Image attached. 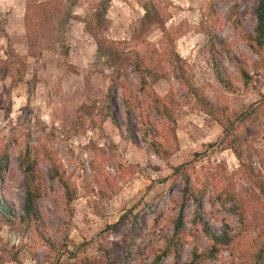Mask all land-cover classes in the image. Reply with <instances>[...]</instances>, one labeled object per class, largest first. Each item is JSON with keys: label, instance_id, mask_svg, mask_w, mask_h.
<instances>
[{"label": "rangeland", "instance_id": "obj_1", "mask_svg": "<svg viewBox=\"0 0 264 264\" xmlns=\"http://www.w3.org/2000/svg\"><path fill=\"white\" fill-rule=\"evenodd\" d=\"M41 1L44 0H0V136L15 134L23 138L25 133L30 134L44 183L39 201L41 213L50 240L60 251L52 250L33 226L0 223V264H63L72 261L67 251L79 258L96 257L100 243L116 247L127 233L130 212L140 213L139 238L146 244L149 241L161 244L162 239L171 234V219L182 201L183 182L173 174L171 166L187 162L193 166V175L195 173L199 183L205 171L215 176L214 184L202 201L212 229L219 232L223 221L239 225L238 214L242 212L245 236L256 238L260 232L259 246L264 251V194L245 174L229 148L220 145L209 148V143H218L222 128L197 106L183 103L184 90L174 78L170 81L160 79L154 84L161 96L171 90L176 97V101L168 99V103L174 106L179 149L168 163L143 143L136 113L129 121L126 119L119 88L113 90L111 116L101 121L105 93L118 64H125L128 80L136 87L138 74L128 62L142 54L145 45L154 44L159 50L156 58L164 60L161 51L167 42L161 31L153 26L141 33L139 20L144 12L143 0H50L54 15L50 28L45 30V38H51V42L46 39L39 47L32 41V46H28L23 21L25 5ZM232 1L216 0L221 21L215 34L253 74L251 85L241 86L235 93L222 88L206 62V37L197 29L200 10L206 0H158L170 14L165 26L175 38L177 51L193 69L194 85L214 104L226 105L233 116L239 117V145L252 163L257 179L264 185V52L261 56L254 54L234 28L228 18ZM238 1L240 27L251 31L257 0ZM103 5L106 7L101 21L103 36L115 41L127 40L131 42L128 47L105 43V48L98 52L85 21L96 24ZM8 44L16 52L28 56L23 79L15 86H11V69L2 62ZM222 65L235 80L238 74L234 64L225 59ZM144 109L149 120L157 125L163 123L148 105L145 104ZM40 147L57 154L65 175L76 190L69 208L65 206L61 184L50 178V165L40 155ZM18 149L19 146H14L9 151V165L0 184V193L21 212L24 182ZM92 159L102 162L104 174L115 177V190L101 180L97 183L90 167ZM118 161L134 171L123 181L116 171ZM216 187L219 191L227 188L234 200L224 205L215 200L212 206L207 196L213 195ZM192 210V200L187 197L184 199L185 230L189 228L187 220ZM124 214H128V218H121ZM121 219L115 227L108 228ZM196 242L202 249L208 246L203 233L196 237ZM191 250L190 241L182 242L176 256H167L158 264H172L174 259L185 261ZM228 258V253L223 251L222 259ZM151 259L152 255L144 258L137 254L128 264H150ZM205 264H220V261L207 260Z\"/></svg>", "mask_w": 264, "mask_h": 264}, {"label": "trees", "instance_id": "obj_2", "mask_svg": "<svg viewBox=\"0 0 264 264\" xmlns=\"http://www.w3.org/2000/svg\"><path fill=\"white\" fill-rule=\"evenodd\" d=\"M110 1L107 0V2ZM141 7L144 11L139 20L141 33L153 26L161 31L162 37L167 42V45L162 47L161 51L164 54V60L161 61L160 58H156L159 50L154 44L145 45L146 48L141 51L142 54L139 53L138 56L136 55L134 59L128 62L132 70L138 74L136 87L128 80L125 64L122 62L118 64L115 68L116 70L114 69V76L111 77V83L105 93L106 102L101 111V121L103 122L111 116L113 90L116 87L119 88L122 94L126 119L129 121L133 113H136L140 125L139 134L143 143L148 145L160 160L168 163V159L179 149L174 106L168 103V99L176 101V97L171 90L169 91L170 93L168 92L164 96H161L155 90L154 84L160 79L170 81L171 78H174L184 90L183 103L185 105L191 104L197 106L201 112L209 115L211 119L221 126L222 136L219 138L218 143H209V148L216 147V145L229 148L243 167L245 174L256 184L260 192L264 194L263 183H260L257 179L252 163L244 156V150L239 145L240 136L237 132L239 117L233 116L226 105L214 104L208 95L204 94L194 85L193 69L188 60L177 51L175 38L165 26V23L170 18L168 11L160 6L158 0H143ZM105 13L106 7L103 5L102 10L98 12L95 19L97 21L96 24L85 21L86 29L95 40L98 52H101L105 48V43L124 44L128 47V44L131 42L127 40L115 41L103 36L104 27L101 21L104 19ZM238 13L239 1L233 0L228 18L232 20L234 28L239 32L240 37L251 51L261 56L264 52V0H257L254 24L251 31H245L240 27ZM53 15L54 9L50 0L27 3L25 5L23 21L26 31V44L28 46L35 42L40 47L46 39H49L51 42V38H45V30L50 28ZM220 21L216 10V0H206L204 7L200 10V20L197 25V29L206 37L204 43L206 62L210 66L214 79L222 88L227 92L235 93L241 86L248 87L251 85L253 74L235 56L231 48L226 43H223L215 34V29L220 24ZM45 25L49 27H45ZM93 26L98 27V29L95 30ZM135 44L137 45L138 43ZM4 53L6 57L2 62L11 69V86H15L23 79L28 56L16 52L10 44L7 45ZM64 54L67 55V50H64ZM225 59L234 64L238 74L235 80L227 74L222 65ZM145 104L153 109L157 117L164 120L161 125H157L155 121L149 120L148 113L145 112L144 114ZM14 146H19L17 156L23 167V206L21 212H17L11 204L5 201L0 193V223L33 226L36 234L46 241L52 250L54 249V251L58 252L60 250L55 247L56 243L50 240L48 228L39 205V201L43 196L44 183L39 170L37 156L34 154L35 147L29 133H25L23 138L15 134L0 136V184L9 165V151ZM101 150L104 153V150ZM38 151H40L39 153L42 158L50 165V178L52 182H59L61 184L65 206L69 208L75 198L76 190L65 175V169L62 167L59 157L54 151L46 147H40ZM102 166V162L97 159L90 161V167L95 172L97 183L99 184L101 180L110 185V188H114L115 177L104 174ZM171 168L173 174L178 175L182 179V201L179 202L178 209L171 219L173 225L171 234L164 237L161 244L158 242L153 243L152 241L146 244L143 238H139L137 230L140 213L130 212L129 230L117 242L116 247H109L106 244L100 243L98 255L93 258H79L74 252L66 250L70 254L72 261L63 264H128L130 259L137 254L144 256V258L152 255L150 264H158L167 256H176L181 243L185 241H190L192 244L189 259L185 261L174 259L172 264H205L207 260L220 261V264H263L264 251L259 246L262 234L259 232L256 238L247 239L244 233L246 223L242 212L238 214L240 224L237 226H232L223 221L219 232L214 231L210 226L206 213L203 210L202 201L209 187L214 184V174L210 171H205L199 183L198 177H195V173L193 175V166L188 162L171 166ZM116 171L121 181L125 180L128 174L134 172L129 171L122 161L117 162ZM101 193H104L103 196H106L105 191ZM187 197L192 200L193 210L187 220L189 228L185 230L184 199ZM207 199L214 206L215 200H220L221 204L224 205L227 202L233 201L234 197L227 188L222 187L219 191L216 187L213 195H208ZM127 216L128 214H124L121 218H128ZM158 216L159 213L154 217L155 220H157ZM121 221L122 219L108 225V228L115 227ZM200 233H203L208 239V246L204 249L196 242V237ZM223 251H226L229 255L227 260L222 259Z\"/></svg>", "mask_w": 264, "mask_h": 264}]
</instances>
